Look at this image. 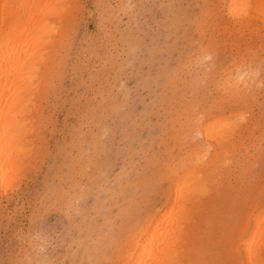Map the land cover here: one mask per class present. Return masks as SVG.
<instances>
[{
	"label": "rangeland",
	"instance_id": "obj_1",
	"mask_svg": "<svg viewBox=\"0 0 264 264\" xmlns=\"http://www.w3.org/2000/svg\"><path fill=\"white\" fill-rule=\"evenodd\" d=\"M219 2L63 3L45 51L50 79L30 102L10 190L0 189V264H120L130 237L165 200L180 161L190 160L201 139L191 130L208 123L210 111L236 106L245 120L229 140L228 159L204 166L208 190L194 228L201 263L245 264L231 243L243 217L264 205V33L238 28ZM238 64L248 69L251 95L221 102L224 70Z\"/></svg>",
	"mask_w": 264,
	"mask_h": 264
},
{
	"label": "bare ground",
	"instance_id": "obj_2",
	"mask_svg": "<svg viewBox=\"0 0 264 264\" xmlns=\"http://www.w3.org/2000/svg\"><path fill=\"white\" fill-rule=\"evenodd\" d=\"M65 1L66 0H0V186L5 185L6 187V184H8V182L10 183L12 176H14L16 170H18V166H19L18 161L20 160V157L24 151L22 134L25 132L24 127L26 124V118L30 111L29 109L30 102L34 97L36 98L37 96H41V94L44 92L43 90H45L47 87L46 86L47 81L50 79V75H49L50 58L49 56L47 57V55H45V51L47 48V43L48 41H50L49 36L54 30V24H53L54 18L58 17L61 14L62 11L61 6ZM219 8H220L219 9L220 14L229 17L231 21H233L234 25L235 24L238 25V28L239 27L246 28L252 32L256 31V33L262 30L264 33V0H220ZM222 17L224 18V16ZM260 68L262 67L260 66ZM247 71L248 69H240L239 64L235 65L234 68L224 70L223 78L220 81L221 102H227V103L235 102V104H241L244 101L248 100V97L251 95V90L249 89L251 81L249 76L246 75ZM236 107L237 108H230L228 114H223L221 112H217L216 114H213V112L210 111V115L212 114L211 115L212 117H210L211 118L210 121H208V123L206 124L201 123V125L197 129L195 126L194 130H191L194 131L195 133L196 132L199 133L201 135V139H196V141L193 142L192 145L190 144L191 149H189L188 152L189 154L188 156L190 160L180 161L179 165H181L180 166L181 171L173 174L174 176L171 177L170 184L166 191L165 200L162 202L160 207H157L158 209H156L153 214L148 216V218L136 229V231L130 237V240L126 244V248L122 253L120 264H203L201 263L203 260H200V256H202L201 252L200 251L197 252L196 249V227L194 228V225L196 221V211L201 207L199 196L205 194V192H207L208 190L207 189L208 179L206 177L208 173L207 170L205 171L204 166L208 164L210 165L215 164L216 162L224 163L225 160L228 159L226 157V153L229 152V148L231 145L229 143V140L231 141L233 136H235L236 133L239 131L240 126L244 122L246 117L245 111L242 109V107L241 106H236ZM228 109L229 108L227 107V110ZM256 122L257 121H255V123ZM30 143H32V141ZM203 156H206V159L204 161L201 159ZM12 180H13L12 182H14V179ZM164 182L163 185L165 184ZM239 182L241 183V181ZM156 184L157 186H159L157 182ZM8 185L9 187L7 188L8 189L7 191L10 190L11 184ZM3 188L4 186L1 187L0 189L2 190ZM5 190L4 192H6ZM120 191L121 190H119V192ZM1 192L3 193V191ZM113 217L115 218V216ZM121 217H124V215ZM111 218L112 217H110V219ZM129 219L128 221H130ZM202 220L204 221V219ZM216 229L217 228H215V230ZM114 230L115 229L113 228V231ZM125 230H127L126 227ZM91 231H93V229ZM236 231H237L236 237L234 238V240L231 239L232 240L231 250L233 251L232 253L235 255L236 260L238 262H243L245 264H264V205L262 204L260 207L256 208L255 213L254 211H251L249 214L247 213L243 217L242 222L240 223L239 228ZM114 237H112V239ZM103 247H105V245ZM95 250H98V248ZM83 255H81V257H83ZM111 256L112 255H110V257ZM90 261L91 260H89V262ZM233 262L235 261L233 260Z\"/></svg>",
	"mask_w": 264,
	"mask_h": 264
}]
</instances>
